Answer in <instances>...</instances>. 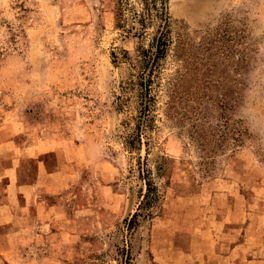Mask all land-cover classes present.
Here are the masks:
<instances>
[{
    "label": "rangeland",
    "instance_id": "obj_1",
    "mask_svg": "<svg viewBox=\"0 0 264 264\" xmlns=\"http://www.w3.org/2000/svg\"><path fill=\"white\" fill-rule=\"evenodd\" d=\"M7 142L73 165L60 264H264V0H0Z\"/></svg>",
    "mask_w": 264,
    "mask_h": 264
},
{
    "label": "crops",
    "instance_id": "obj_2",
    "mask_svg": "<svg viewBox=\"0 0 264 264\" xmlns=\"http://www.w3.org/2000/svg\"><path fill=\"white\" fill-rule=\"evenodd\" d=\"M29 144L27 142L20 147L10 145L14 153L19 151V158L11 156L12 151L0 156V159H5L0 166V255L10 264H43L45 259L58 262L53 264H60V260L70 258H57L55 254L45 252L38 246L60 243L57 237L63 234L61 229L66 230L74 224L76 228L73 230L86 227L79 221L82 214L77 217L80 209L69 213V208L58 207L62 198L58 197L61 193L55 187L68 180L65 176L69 177L74 173L71 169L73 165L68 158L64 161V157L56 156V164L51 167L43 159L44 161L38 162L36 176L32 180H25L21 157H27L30 153ZM50 151L48 150V155L51 154ZM44 230H49L45 237L42 235ZM32 246H36L35 253L29 251Z\"/></svg>",
    "mask_w": 264,
    "mask_h": 264
},
{
    "label": "trees",
    "instance_id": "obj_3",
    "mask_svg": "<svg viewBox=\"0 0 264 264\" xmlns=\"http://www.w3.org/2000/svg\"><path fill=\"white\" fill-rule=\"evenodd\" d=\"M166 23H167V12H166V7H165V14H164V20H163L162 28L165 27ZM161 35H162V31H160L159 37L157 38V41H156V44H155V46H156V52H155L156 55H155V57L157 56V50H158L157 47L160 45ZM145 185H146V194L144 196V199H145L144 206L146 208H149V207H152L151 205H152L153 201L155 203L157 201V198L159 199V196L156 195V189L151 188V184L149 183L148 179L145 180ZM150 197H152V198H150ZM130 223L131 222H129V224Z\"/></svg>",
    "mask_w": 264,
    "mask_h": 264
}]
</instances>
